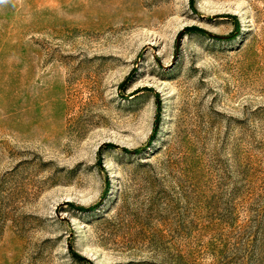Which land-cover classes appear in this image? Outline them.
Returning <instances> with one entry per match:
<instances>
[{
	"label": "rangeland",
	"instance_id": "rangeland-1",
	"mask_svg": "<svg viewBox=\"0 0 264 264\" xmlns=\"http://www.w3.org/2000/svg\"><path fill=\"white\" fill-rule=\"evenodd\" d=\"M0 264H264V0H0Z\"/></svg>",
	"mask_w": 264,
	"mask_h": 264
}]
</instances>
